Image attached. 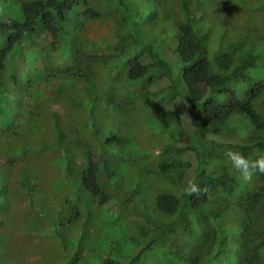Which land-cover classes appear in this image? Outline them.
<instances>
[{"label":"trees","instance_id":"obj_1","mask_svg":"<svg viewBox=\"0 0 264 264\" xmlns=\"http://www.w3.org/2000/svg\"><path fill=\"white\" fill-rule=\"evenodd\" d=\"M15 3L0 28L40 29L0 38V264H264V0Z\"/></svg>","mask_w":264,"mask_h":264},{"label":"rangeland","instance_id":"obj_2","mask_svg":"<svg viewBox=\"0 0 264 264\" xmlns=\"http://www.w3.org/2000/svg\"><path fill=\"white\" fill-rule=\"evenodd\" d=\"M16 1L17 0H0V9L4 10L5 7H9L14 3V5L11 6L9 11L10 12L11 10L15 11L19 7H21L20 3H15ZM100 28L103 31H106L108 30V28H110V24L108 22L101 23ZM39 29H40L39 25H34L33 28L30 29L29 31L25 27H22L21 30H18L15 32H10V31L0 28V38L4 42H7L9 38L20 37L22 39L23 44L29 45L34 38V35L39 31ZM151 56H152V46H148L143 52V55H141V58L142 60L146 62H150ZM119 63L120 62H117V64ZM101 66L106 72H112L115 69V66L113 64H110L108 61H105V60L101 62ZM153 70H154L153 72L154 82L151 87H152V90L158 92L159 90L165 88L167 85L171 83V76L167 72V67L165 65L156 66ZM178 75H180L179 72H178ZM160 100L165 109H171L175 111L182 118L185 128L188 131H193L194 129L197 128L198 120L202 117V114H203L202 110L198 112L194 111L190 107V105L184 99L180 97H176L173 100H168L165 96L160 95ZM237 129H238L237 126H233L229 131L223 134H216V135L208 134V137L215 138L216 140L220 142H232V143L238 142L239 135H238ZM191 153L192 152L186 154V156L195 165V156L192 155ZM43 264H47V263H43Z\"/></svg>","mask_w":264,"mask_h":264}]
</instances>
